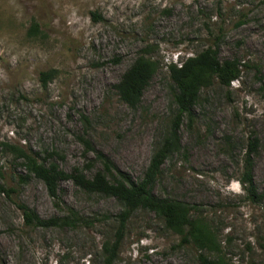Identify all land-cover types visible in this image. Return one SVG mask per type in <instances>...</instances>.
Returning a JSON list of instances; mask_svg holds the SVG:
<instances>
[{
    "label": "rangeland",
    "instance_id": "rangeland-1",
    "mask_svg": "<svg viewBox=\"0 0 264 264\" xmlns=\"http://www.w3.org/2000/svg\"><path fill=\"white\" fill-rule=\"evenodd\" d=\"M209 46L221 61L239 60L241 77L202 90L194 122L184 118L180 128L187 154L167 160L154 192L199 209L233 264H264V200H249L240 182L257 139L253 176L264 192V0H0L1 181L16 190L0 193V264H103L122 204L65 180L56 207L42 180L21 182L19 152L91 177L100 165L88 168L94 154L85 153L84 136L141 180L175 115L168 65ZM143 52L159 69L133 109L115 85ZM19 203L43 219L68 206L96 221L29 226ZM180 241L154 212L138 209L114 264H199L196 248Z\"/></svg>",
    "mask_w": 264,
    "mask_h": 264
},
{
    "label": "trees",
    "instance_id": "trees-1",
    "mask_svg": "<svg viewBox=\"0 0 264 264\" xmlns=\"http://www.w3.org/2000/svg\"><path fill=\"white\" fill-rule=\"evenodd\" d=\"M39 31L37 23L34 22L30 32L38 34ZM241 67L242 64L237 59L221 61L218 49L214 46H209L196 55L182 58L180 63L168 65L173 82L172 99L176 109L175 115L141 180L137 181L129 173L121 170L106 153L97 149L91 140L81 136L79 140L84 145L85 153L94 154L88 168H91L93 163L100 165V169L93 176H88L80 168L66 172L56 162L47 163L36 155L20 150L19 155L24 160L22 165L27 170V174L20 177L21 182L27 183L32 177L42 180L58 208H61L62 203L60 183L65 180H72L85 192L116 198L122 204L123 210L114 217L118 222L116 237L115 241L104 245L103 264H114L127 223L138 209L154 212L168 229L180 236L181 245L194 246L198 252L199 264H233L228 253L224 251L223 242L217 236L216 230L199 209L186 201L158 196L154 192V186L162 175L167 160L175 154H187L182 144L180 128L184 118L188 119L189 125L194 122L193 110L202 90L212 86L216 80L223 86H230L241 77ZM158 69L159 63L143 52L115 85L120 98L131 108H139L143 102L144 92ZM53 73L42 72L43 81L46 82ZM82 117L87 123L88 118L85 115ZM258 147L257 139L249 143L240 179L246 197L255 203L264 200V192H259L253 176V154L257 152ZM2 179L3 172L0 167V193L11 196L16 190L6 187ZM18 207L29 226L73 228L79 225L90 226L96 221L95 218L82 215L75 208L68 206L65 214L49 219H43L26 204L19 203Z\"/></svg>",
    "mask_w": 264,
    "mask_h": 264
}]
</instances>
